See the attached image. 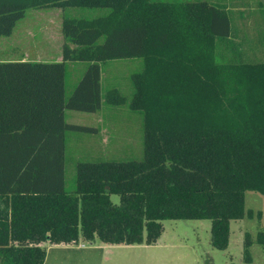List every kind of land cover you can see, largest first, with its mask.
Masks as SVG:
<instances>
[{"label": "trees", "instance_id": "1", "mask_svg": "<svg viewBox=\"0 0 264 264\" xmlns=\"http://www.w3.org/2000/svg\"><path fill=\"white\" fill-rule=\"evenodd\" d=\"M75 6L108 12L63 18L62 60L0 61V264H43L52 243L154 244L165 219H210L212 245L226 248L231 221L254 214L245 192L264 195V60L219 59L231 23L207 0H0V35L30 7ZM126 57L144 60L132 96L105 99L142 113L144 156L79 161L70 191L66 132L97 128L65 109L100 110L101 62ZM79 60L66 98V61ZM251 243L246 233L248 263Z\"/></svg>", "mask_w": 264, "mask_h": 264}, {"label": "rangeland", "instance_id": "2", "mask_svg": "<svg viewBox=\"0 0 264 264\" xmlns=\"http://www.w3.org/2000/svg\"><path fill=\"white\" fill-rule=\"evenodd\" d=\"M108 12L103 7H30L10 35H0V61L62 60V46L66 41L62 31L63 18H93ZM235 13H231L234 17ZM258 29L246 26L242 38H221L217 45L220 60L228 54H238L248 60H264V42L257 38ZM254 37V38H253ZM242 43V44H241ZM88 65L87 61H66L65 97L72 92ZM144 67L142 57H126L101 62V92L103 105L97 112L65 109L67 122L95 126L97 132L68 130L64 147L65 184L75 188L76 165L79 161L142 159L143 116L127 104L111 106L105 94L117 88L130 100L133 93L132 74ZM114 202L119 195L111 194ZM245 209L253 216L232 220L228 246L224 249L211 243L210 219H165L162 234L154 244L141 248L144 264H264V244L257 240L264 231V195L254 190L245 192ZM249 233L251 262L244 258L245 235ZM44 244V243H43Z\"/></svg>", "mask_w": 264, "mask_h": 264}, {"label": "crops", "instance_id": "3", "mask_svg": "<svg viewBox=\"0 0 264 264\" xmlns=\"http://www.w3.org/2000/svg\"><path fill=\"white\" fill-rule=\"evenodd\" d=\"M182 1V0H169ZM224 6L231 23L230 38H242L246 26L258 29L257 38L264 42V0H207ZM231 13H235L234 17ZM254 38V37H253ZM242 44V43H241ZM144 244H115L80 240L76 243L47 244L43 264H144L141 246ZM146 245V244H145Z\"/></svg>", "mask_w": 264, "mask_h": 264}]
</instances>
